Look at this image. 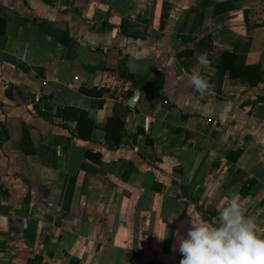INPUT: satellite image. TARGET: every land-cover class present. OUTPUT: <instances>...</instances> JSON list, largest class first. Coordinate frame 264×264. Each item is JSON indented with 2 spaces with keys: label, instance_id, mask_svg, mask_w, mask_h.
I'll list each match as a JSON object with an SVG mask.
<instances>
[{
  "label": "crops",
  "instance_id": "0c3cea01",
  "mask_svg": "<svg viewBox=\"0 0 264 264\" xmlns=\"http://www.w3.org/2000/svg\"><path fill=\"white\" fill-rule=\"evenodd\" d=\"M209 51L264 70V0H0V264H179L190 216L234 195L264 236V80L227 71L218 97Z\"/></svg>",
  "mask_w": 264,
  "mask_h": 264
},
{
  "label": "clouds",
  "instance_id": "9594fccd",
  "mask_svg": "<svg viewBox=\"0 0 264 264\" xmlns=\"http://www.w3.org/2000/svg\"><path fill=\"white\" fill-rule=\"evenodd\" d=\"M196 59L199 65L209 66L205 53ZM190 81L201 95L212 91L199 71L192 72ZM156 236L163 241L168 235ZM177 242L179 264H264V236L258 235L256 221L246 214L238 195L227 198L211 220L190 216L187 233Z\"/></svg>",
  "mask_w": 264,
  "mask_h": 264
},
{
  "label": "trees",
  "instance_id": "16d2710c",
  "mask_svg": "<svg viewBox=\"0 0 264 264\" xmlns=\"http://www.w3.org/2000/svg\"><path fill=\"white\" fill-rule=\"evenodd\" d=\"M202 42H206L209 50L212 48L213 39L211 33H207L204 38L201 40ZM192 50H184L182 51V55H190L192 54ZM207 59L209 61V65L214 66L217 68L218 71V97L221 98V84L224 80V76L227 71H229V74L231 77H240L245 76L248 78L250 86H257L260 82L264 80V70L262 69V66L259 64H247L244 61V58L241 55L231 53V52H225V54L221 58L213 57L211 52H208ZM164 76L162 73L158 72L156 73L152 79L150 80V86L155 88L158 84L163 83ZM81 91L87 95L95 96L100 98V103H103V94L104 89L102 87H81ZM258 100H264V95L259 96ZM57 114L64 119L69 120H77L78 121V131L81 135V124L85 123L88 118V111L85 109H82L80 107L72 106V105H60L57 109ZM124 120L119 115H113L111 116L107 123L105 124V132H106V139L113 141L114 145L118 146L122 142V138L124 136ZM139 133H145L144 128H139L137 133H135L133 136L136 138ZM1 141V139H0ZM148 142H151V140L148 138ZM228 157H232L231 154H229ZM128 172L126 175H124L125 178L128 176ZM256 183V179L252 178L249 179L241 189L242 194L249 193L250 189L254 186ZM261 203H264V199L261 201ZM200 211L203 212V218L207 219L206 213L200 208ZM210 212V211H209ZM208 213V211H207ZM215 211L213 213V216H215Z\"/></svg>",
  "mask_w": 264,
  "mask_h": 264
},
{
  "label": "water",
  "instance_id": "95a60500",
  "mask_svg": "<svg viewBox=\"0 0 264 264\" xmlns=\"http://www.w3.org/2000/svg\"><path fill=\"white\" fill-rule=\"evenodd\" d=\"M139 95H140V92L135 91L134 95L130 98V101H129L130 107L134 108L136 106Z\"/></svg>",
  "mask_w": 264,
  "mask_h": 264
}]
</instances>
